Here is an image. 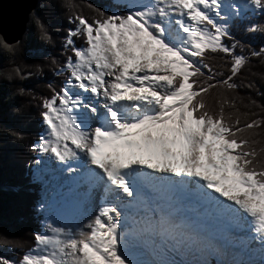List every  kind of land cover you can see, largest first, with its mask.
I'll list each match as a JSON object with an SVG mask.
<instances>
[{
	"label": "snow or ice",
	"instance_id": "snow-or-ice-1",
	"mask_svg": "<svg viewBox=\"0 0 264 264\" xmlns=\"http://www.w3.org/2000/svg\"><path fill=\"white\" fill-rule=\"evenodd\" d=\"M115 6L88 4L86 18L67 2L61 55H72L51 60L54 74L67 76L40 97L45 130L30 145L41 230L19 259L0 255V264H264V147H256L264 115L251 106L264 109L238 95L255 88L239 81L242 70L264 60V0ZM30 15L51 42L49 25ZM241 24L247 40L233 31ZM19 43L0 37L8 52ZM34 69L16 65L12 74L43 75ZM69 182L82 190L84 210L60 223L57 197Z\"/></svg>",
	"mask_w": 264,
	"mask_h": 264
},
{
	"label": "trees",
	"instance_id": "trees-1",
	"mask_svg": "<svg viewBox=\"0 0 264 264\" xmlns=\"http://www.w3.org/2000/svg\"><path fill=\"white\" fill-rule=\"evenodd\" d=\"M68 0H38L34 11L42 18L52 34V41L45 43L39 38V33L33 25L31 15L26 25L25 33L16 46L15 51L8 52L0 48V252L12 253V258L19 259L23 251L32 247L33 231L41 230L40 217L34 211L33 204L39 199L38 186L33 183L31 161L36 158V153L30 151V145L37 141L44 133L45 126L40 119V97L50 96L47 87L49 83L56 87L64 82L67 73L55 75L56 65L51 63L53 57L62 64L65 56L72 55L70 51L61 55V37L64 28L71 27L67 23V16L72 9L67 7ZM76 5L75 10L81 12L86 18H91L94 13L87 7L92 4L102 10L117 11L114 0H71ZM45 3L46 10H41L38 5ZM247 22V21H246ZM55 27L60 31L56 32ZM243 25L234 28L236 36L242 40L248 37L243 33ZM78 47L85 46L83 39H76ZM258 43V40L253 42ZM210 63L220 64L222 61L213 59ZM41 65L43 75L31 77L24 81L18 80L12 74L16 65L34 73L35 65ZM11 77V78H10ZM239 81L255 84L254 89L240 88L238 95L243 103L247 98L255 100L264 109V60L252 59L239 75ZM23 87V95L18 93L17 87ZM257 91L260 95H257ZM217 96L213 93L208 97L210 108L215 107ZM243 111L244 109L241 108ZM251 111L264 115L260 109L251 106ZM24 132L22 139H17L6 130ZM257 148L264 147V132L260 137Z\"/></svg>",
	"mask_w": 264,
	"mask_h": 264
},
{
	"label": "water",
	"instance_id": "water-1",
	"mask_svg": "<svg viewBox=\"0 0 264 264\" xmlns=\"http://www.w3.org/2000/svg\"><path fill=\"white\" fill-rule=\"evenodd\" d=\"M38 0H0V37L10 44L21 41L30 13Z\"/></svg>",
	"mask_w": 264,
	"mask_h": 264
},
{
	"label": "bare ground",
	"instance_id": "bare-ground-1",
	"mask_svg": "<svg viewBox=\"0 0 264 264\" xmlns=\"http://www.w3.org/2000/svg\"><path fill=\"white\" fill-rule=\"evenodd\" d=\"M70 184L72 183L69 182L66 186H70ZM83 198L84 197L79 194H70L68 190L60 191L57 197V200L59 201L57 212L61 214L65 222L71 223L79 218L80 213L84 210L81 203ZM87 207L88 211H91V205H88Z\"/></svg>",
	"mask_w": 264,
	"mask_h": 264
},
{
	"label": "rangeland",
	"instance_id": "rangeland-1",
	"mask_svg": "<svg viewBox=\"0 0 264 264\" xmlns=\"http://www.w3.org/2000/svg\"><path fill=\"white\" fill-rule=\"evenodd\" d=\"M120 2H121V0H114L113 4H114V5H117V4L120 3ZM118 10H121V9L118 8ZM118 10H117V11H118ZM113 11H115V10H113ZM29 16H30V15H29ZM28 20H29V18H28ZM35 182L37 183V186H38V192H37V195H38V197H39V199H40V196H41V188H42V186L40 185L39 181H36V180H35ZM65 187H66V184H65L62 188L59 189V193H60V191L64 190ZM39 199H38V200H39ZM38 200H37V201H38ZM35 204H36V202H35ZM35 204H33L32 208L35 206ZM36 213H37V212H36ZM37 215L40 217V219H42L44 214H43V213H37ZM55 215H56V218H57V221H58V222H60V223H67V222H65V221L63 220V218H62V216H61V214H60L59 212L56 211ZM0 255L5 256V257L12 258V253H9V252H7V251H2V252H0Z\"/></svg>",
	"mask_w": 264,
	"mask_h": 264
}]
</instances>
